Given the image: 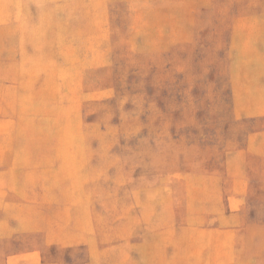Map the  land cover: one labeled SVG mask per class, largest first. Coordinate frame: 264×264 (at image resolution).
I'll return each instance as SVG.
<instances>
[{
    "label": "rangeland",
    "instance_id": "374dc122",
    "mask_svg": "<svg viewBox=\"0 0 264 264\" xmlns=\"http://www.w3.org/2000/svg\"><path fill=\"white\" fill-rule=\"evenodd\" d=\"M0 264H264V0H0Z\"/></svg>",
    "mask_w": 264,
    "mask_h": 264
}]
</instances>
